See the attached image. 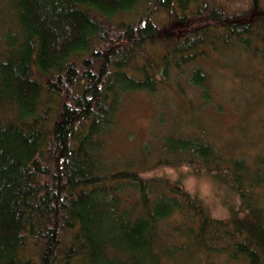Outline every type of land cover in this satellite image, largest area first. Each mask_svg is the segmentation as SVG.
<instances>
[{
    "label": "trees",
    "instance_id": "1",
    "mask_svg": "<svg viewBox=\"0 0 264 264\" xmlns=\"http://www.w3.org/2000/svg\"><path fill=\"white\" fill-rule=\"evenodd\" d=\"M0 47V264H264V176L244 160L195 131L166 132L152 166L148 142L107 159L129 94L179 78L207 104L206 68L234 51L264 71L257 0H0ZM182 166L230 183V217L154 172Z\"/></svg>",
    "mask_w": 264,
    "mask_h": 264
},
{
    "label": "rangeland",
    "instance_id": "2",
    "mask_svg": "<svg viewBox=\"0 0 264 264\" xmlns=\"http://www.w3.org/2000/svg\"><path fill=\"white\" fill-rule=\"evenodd\" d=\"M215 2L229 12L253 6V0ZM257 4L264 8V0H257ZM164 19L160 16L157 22L162 24ZM242 58L234 51L225 61L214 64L213 69L209 66L206 68L211 74V100L207 104H204L198 89L187 86L179 78L172 81L175 87H168L166 92L141 91L126 96L118 124L108 141L107 159L114 161L118 167L132 163L129 161L131 159L126 160L131 157L135 158L136 163L142 143L148 142L151 152L147 164L152 166L160 153V139L166 132L185 135L188 131H195L202 133L206 142L211 143L224 160H244L249 166L250 178L255 176L254 172L264 176V84L263 80L257 79L264 71L258 72L255 64L246 65ZM257 62L261 66V62ZM251 72L256 73V79L248 75ZM234 73L242 75L236 77ZM181 90L183 93H180ZM218 106L222 107L219 111L215 109ZM187 170L182 166L154 172H165L171 178L183 174L185 189L202 199L214 217H230L232 208L238 206L230 183L213 173L193 175L187 174ZM259 188L257 184L250 186L252 192L259 191ZM256 194L258 203H261L260 195L264 196V190L261 188Z\"/></svg>",
    "mask_w": 264,
    "mask_h": 264
}]
</instances>
